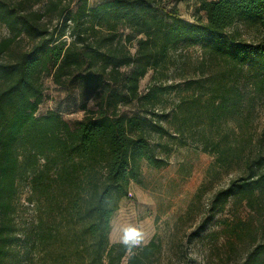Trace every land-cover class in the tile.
Here are the masks:
<instances>
[{
  "label": "trees",
  "instance_id": "trees-1",
  "mask_svg": "<svg viewBox=\"0 0 264 264\" xmlns=\"http://www.w3.org/2000/svg\"><path fill=\"white\" fill-rule=\"evenodd\" d=\"M170 3L0 0V25L9 31L0 39V264H157L156 237L114 242L112 220L131 184L142 181L144 163L167 166L198 127L200 146L218 163L244 156V174L214 202L264 204V130L257 142L254 97H246L255 91L264 98V0H198L195 21ZM238 22L255 25L258 39L231 31ZM196 46L202 74L159 81L174 54ZM48 76L77 87L83 117L38 114ZM170 92L181 96L168 110L161 105ZM228 119L237 121L242 141L214 137ZM21 181L37 212L24 228L15 220ZM244 264H264V242Z\"/></svg>",
  "mask_w": 264,
  "mask_h": 264
},
{
  "label": "rangeland",
  "instance_id": "rangeland-1",
  "mask_svg": "<svg viewBox=\"0 0 264 264\" xmlns=\"http://www.w3.org/2000/svg\"><path fill=\"white\" fill-rule=\"evenodd\" d=\"M102 1L89 0V3L96 5ZM174 3L183 18L196 20L198 0H171L170 4ZM231 31H238L241 38L248 41L257 40L260 32L255 25L243 22H238ZM7 35L8 29L0 25V39ZM203 57L199 46L177 52L159 81L170 84L182 81L186 76H199L202 74L200 61ZM150 82L151 73L141 80V90L144 91ZM44 84L46 99L38 114L61 110L68 120L83 117L81 96L74 84L61 87L51 76L44 79ZM180 96L181 93H167L161 107L169 110ZM248 96L254 97L250 121L251 132L258 142V135L264 130V98L258 97L255 91ZM216 133L214 137H223V140L229 134L227 141L234 144L242 141L245 135L237 121L231 119L225 121ZM203 139L198 127L197 131L187 135V145H179L173 150L167 166L155 168L144 163L142 181L131 184L129 196L122 200L113 217L112 241L123 242L126 229L139 231L135 245L146 244L156 237L162 243L157 264H244L255 246L264 242V204L254 210L238 199H230L223 208L214 202L217 192L244 174V156L236 152L229 163L220 164L214 154L202 149L200 140ZM31 196L29 185L21 181L15 199L18 228H24L35 218L37 212L30 201ZM246 227H250L253 233L245 234ZM17 249L18 246L15 247ZM38 263L37 259L23 262Z\"/></svg>",
  "mask_w": 264,
  "mask_h": 264
},
{
  "label": "clouds",
  "instance_id": "clouds-1",
  "mask_svg": "<svg viewBox=\"0 0 264 264\" xmlns=\"http://www.w3.org/2000/svg\"><path fill=\"white\" fill-rule=\"evenodd\" d=\"M139 236L140 233L136 229H126L123 235V243L126 245L130 243H138Z\"/></svg>",
  "mask_w": 264,
  "mask_h": 264
}]
</instances>
